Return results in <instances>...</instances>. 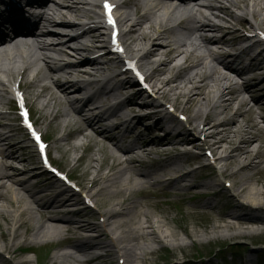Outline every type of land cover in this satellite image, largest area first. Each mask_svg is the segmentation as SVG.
Segmentation results:
<instances>
[{
	"label": "bare ground",
	"instance_id": "6f19581e",
	"mask_svg": "<svg viewBox=\"0 0 264 264\" xmlns=\"http://www.w3.org/2000/svg\"><path fill=\"white\" fill-rule=\"evenodd\" d=\"M50 1L56 5V0ZM102 1H110L113 4L118 3V0ZM171 1H178L179 6L172 4ZM249 1L223 0V3L227 5L225 9L237 8L249 11V7L246 6ZM252 1L254 2L252 6L253 15H264V0ZM88 4L87 0H61V6H58L61 11H57L63 18L60 27L66 30L79 28L72 25V22L67 18L71 16L77 18L90 17L91 13L94 14L95 12L86 10ZM129 4L130 7L127 11L119 17L120 24L129 29L127 33L122 35V40L127 35H131L133 44L143 46L145 43H150L151 47L145 51L144 48L134 50V59L142 65L149 59L153 60L149 64L153 65L154 68L152 71L147 70V78L150 82L152 81L153 88L158 95L164 96L169 92L177 96L178 99H185L187 104L196 103L201 105L189 120L195 124V130L199 134L205 135L208 140L213 141L210 146L217 157V162L224 163L222 175L231 180L232 188L235 190V195L225 197L227 211L219 206H213L209 202L203 204L201 209L203 211L207 210L204 211L205 214L211 217V221L217 222L213 229L218 231L219 238L233 239L253 235L264 225V184H262V190L260 191H253L247 184L256 180L254 179L255 171L256 174H264V131L260 130L258 124L254 122L249 121L245 128L241 125L240 118L245 113L241 112L240 109L234 111L233 105L241 94L248 93L247 88H241L232 79V76H239V72L234 71L219 53L215 56L206 47L209 42H216L219 46L218 51L221 52L226 43L233 44L227 41L226 38L232 37L233 42L238 40V36H236L238 31L234 26L244 25V23L239 22L238 24V22L225 19L228 29L212 26L209 24L210 17L203 11L208 9L201 8L191 12L189 11V4L184 0H128ZM10 8V17L18 18L22 14L20 8L14 6H10ZM185 15L186 17H184ZM10 17L8 18L11 19ZM175 21H179L176 24L177 28L182 27L184 30L189 31V35L185 39H173L172 33L176 28H171V25ZM44 23L47 26L44 37L56 40L57 36L49 28L53 25L50 19L44 18L41 25ZM38 27L35 34H37ZM82 29L84 30L83 37H90L92 44L74 50L76 54L79 51H93L99 45L97 41L99 36L94 35L96 32L93 28L82 25ZM226 30L227 32L219 40L216 38L207 40L201 34L203 32L207 34L223 33ZM261 30L264 31V20L261 23ZM192 36H198L199 38L194 37L193 39ZM39 38L30 36L28 39L0 42V68L3 67V61L10 62L11 65L7 70V74L12 77L14 76L16 58L19 57L23 61L31 59V66L26 67L23 71L25 74L49 58L46 52L60 57H67L68 53L62 48L64 46L70 47V43L78 41L75 36H67L64 37L66 43L65 41L62 43L56 42L47 46L38 41ZM30 43L32 48L29 45ZM126 50L132 52L131 46H127ZM24 52L28 54H24ZM248 55V50L241 52L235 57V62L241 66L240 72L248 71L252 73L251 81L254 84L252 88L255 90L253 92L254 95L260 97L256 99L254 95H251L250 99L264 113V81L258 83L255 74L263 67V63H258L255 66L245 65L244 58ZM206 58H210V62H207ZM211 63H214V66H211ZM77 64H87L88 67H92L96 65V61L82 60ZM45 67L46 71H40L32 84L33 86H39L41 89L36 98L45 100L42 105H44L45 110L48 109L49 116L65 119L74 117L80 124L79 129L81 132L92 130V135L89 136L90 147H99L101 156L92 159V162L96 163V167H92L95 173L88 180L91 189L96 188V191L90 190L88 193L92 199H95V203L99 208L97 215L103 219V225L91 224L84 218L82 222L78 223L68 220L66 215L72 211L70 208H72L71 203L75 201L74 196L68 195L66 191H55L51 183L41 179L30 185L31 171L25 168L23 170L14 169L11 164L7 163V160L26 162L22 157L17 156L16 151L19 150V144L12 145V137L0 132V221L5 225V228H3L0 224L1 264H14L20 256L22 243L26 241L32 240L40 244H48L53 241L62 242L89 231L98 234L95 238H78L70 247L73 253L57 254L51 260L56 261L55 264H63V262L94 264L97 259L87 258L88 254L95 247H103L108 251L106 261L112 264L116 259L113 256V249H117L129 264H137V262L150 264L147 257L154 255L153 245L164 246L163 244L170 240L181 241L178 238V232L171 229V225L176 222L175 219L170 218L168 212L152 204L153 192H149L150 188L171 187L180 192L183 198L191 195L194 189L208 190L211 195L220 198L226 193L206 184L195 183L191 185L189 184V178L192 172L187 173L176 168L174 161L182 154L174 155L173 152H178L179 149L185 146L189 148L194 145L191 143L194 142L195 138L191 137L190 132L173 136L170 130L165 129L163 138L153 137L152 140L145 141L139 135L129 145L124 146L121 144L122 138L108 135L111 132L109 128L95 131L91 121L81 120L85 108L75 107L74 102H68V109L50 112L53 105L61 102L62 98L58 97L51 87L44 85L45 81H52L51 75L55 71L50 66ZM76 69L75 66H66L65 70L67 71L62 69L59 72L68 76L71 75L67 73L70 72L69 70ZM175 69L178 70L176 74L174 73ZM94 71L98 72V70ZM59 72H55V74ZM79 74H86V72L80 71ZM178 75H183L181 85H173ZM24 79L23 76L19 84L20 89L26 87L25 81L27 79L25 81ZM125 86L126 83H123L120 91L127 90ZM55 88L62 95H67L70 89L80 91L77 92L78 94L85 90L80 82L75 84L66 82L63 85L56 83ZM102 97L104 104H107L109 100L116 97V93L111 90L103 94ZM136 97L131 98L130 102H136ZM92 102L93 99L89 97L84 106L92 105ZM248 104V102H242L243 106ZM97 110L98 106L90 107L89 112L94 113ZM121 110L122 108L116 107L112 112L119 117ZM224 114H226V117L221 119ZM260 119L264 121L263 114H260ZM93 121H97L99 124L108 122L102 113L94 114ZM130 121L122 120L121 124L116 127L117 130L126 129V138H130L133 132V129L129 127ZM161 128H164V126L162 127L156 122L148 132L154 134ZM99 138L101 139L99 140ZM256 143L261 145L253 152L251 148ZM222 144H227L228 147L222 150ZM159 148L163 149L161 151L162 160L153 162L150 168L147 167L143 156L136 155L137 160L135 161L123 159V155H135L138 152L150 156L153 151ZM149 149H151V152L147 153ZM220 150L223 151V156H219ZM108 160H112L110 165ZM234 167H236L235 170ZM105 168H107L106 172H104ZM10 171L11 173H9ZM18 175H27V179L24 181L17 180L16 176ZM165 175L170 179H164ZM103 182L106 185L102 186L101 183ZM42 187L44 190H42ZM142 192L149 194L142 201L135 200L134 195ZM98 196L104 197L105 200L99 203L96 200ZM150 209L154 210L156 218L153 217ZM203 211L195 209L194 212L187 215L191 217L202 214ZM85 212L86 210L82 209L76 212L75 215L83 217ZM217 212H219L218 215ZM255 212L260 213V215L256 216L253 214ZM134 215L138 219L137 221H135ZM176 224L179 225L177 230L180 233L186 237L191 236L187 226H183L178 222ZM180 245H177L179 249H181ZM6 256H9V258L6 259ZM79 257H84L85 260H81ZM176 258V253L171 254L165 264H183L175 262ZM153 264L160 263L156 261Z\"/></svg>",
	"mask_w": 264,
	"mask_h": 264
},
{
	"label": "rangeland",
	"instance_id": "374dc122",
	"mask_svg": "<svg viewBox=\"0 0 264 264\" xmlns=\"http://www.w3.org/2000/svg\"><path fill=\"white\" fill-rule=\"evenodd\" d=\"M262 18L264 19L263 16H262ZM129 39H130L129 37L126 39L127 43L130 42ZM74 60H76V59H74ZM260 74L262 76H264V73H260ZM240 82H242V81H240ZM243 82H245V81H243ZM179 84L180 83L178 82L177 85H179ZM28 90H27V95H28L29 103L31 106H33V108L36 111H38L41 106H39V105L35 106L34 105V98H35V95L39 92V88H31L29 91ZM248 94L249 95L246 98H248V97L250 98L251 95H254L253 90H249ZM254 96L256 99L260 97L259 95H254ZM162 98L165 101H167L168 103L176 105V107H178V109L180 111H182L184 114H186L188 117L192 116L194 114V112L199 107H201V105H197L196 103H193L190 105H185V100L183 98H179L178 100H173V99H175V95L173 93H168L167 96L162 97ZM246 98H245V100H246ZM70 99L74 100L73 97ZM251 101L249 102V105H247L246 107H244L242 109L243 112H247V113L243 117L240 118L241 125L245 128V127H247V123L249 121L254 122V123L258 124V128L260 130L264 131V124L260 123V120H261L260 114L264 115V113L261 112V110L259 109L258 106H254L255 103L251 102ZM78 105L79 104H76V106H78ZM65 107H66L65 104H63V103L59 104L57 102V104L53 105L52 108L54 111H58V110H62ZM250 107H252L251 110H250ZM185 108H186V110H184ZM237 108H238V103L236 102L233 105V110L235 111ZM187 111H188V113H187ZM40 116H41L40 113H35V119L37 120L38 125L40 126L42 131L44 133H46L48 140H50V144H51L52 152H53V157H54L57 165L63 171H69L70 174L73 176V178L76 179L78 181V183L82 186V188H84V189L88 188L89 189L90 185L88 183V180L95 173V171L92 169V167H96V163L92 162V159L95 157L101 156V153L99 152V147H97V146L96 147L95 146L90 147V143L88 142L87 139H84V140L79 139L78 143H80V145H83V146L86 145L87 150L85 151L83 148H75V147H73V142H72V140L75 139L74 135L71 137L73 139L70 138V140H69V138H68V140L66 142L57 141V139L59 138V136L61 134H63V132H65V133L68 132V130L64 131V129H65L64 125L65 124L62 123L61 119H57L56 121L51 123L50 117H48L45 121H43L40 118ZM225 117H226V114H224L221 119H224ZM5 122L6 121H4V123ZM146 125H147V123H145L144 125H139L137 127L135 133L133 134V136H135L139 133H143L144 130L146 129ZM131 126L132 127L135 126V123L132 122ZM94 128H95V130H97L99 128V126L96 125ZM190 129H192V128H190ZM113 133H114V135L117 134L115 132H113ZM122 133L123 132H120L116 136H121ZM193 133L195 135H197L196 131H193ZM143 134L145 135L144 137L146 138V140L149 141L151 136H146L147 135L146 133H143ZM16 138H17L16 139L17 142H19L21 140V137H16ZM199 138L202 139L203 137H199ZM16 140H14V141L16 142ZM196 141H197L196 142L197 146L200 147L201 145H203V143L200 139H198ZM212 142L213 141H211L209 143H212ZM24 145H27V144H24ZM260 145H261L260 143H256L251 148V150L254 151ZM221 147L223 150V148H227L228 145L222 144ZM207 149L211 150L208 146H205L201 152V154L203 156H205V150H207ZM222 150H220V153L223 152ZM160 151H162V149L156 150L155 153L158 154ZM169 151H171V149H169ZM29 152H32V151H29L26 149L23 152H21L24 154L25 159H28V162H29V164H27L28 166H26V164H19V163L14 164V166H18L19 168H27V169H32L34 166H36L35 162H33V164H31V161H33V160L32 159L29 160L31 157ZM194 152H196V150L189 149L190 156L185 155V156L178 157L174 161L176 168H179V169H182V170L188 171V172L193 171L191 177L189 178V181H193L191 183L206 184V185L211 186L217 190H223V189L225 190V185H226L225 182H227V181L230 182V181L225 180L221 176L220 172L215 173L214 171H210L208 168L203 167V164L206 162V160H204V161L203 160H197L194 163H191V155H193ZM179 153H181V151L173 152L174 155L175 154L180 155ZM80 158H81V161L77 164L76 162ZM160 159L161 158H159V156H154V155L146 157V160H147V162H149V164H150V162H153L156 160L161 161L162 159L161 160ZM111 163H112V160H108V164L110 165ZM196 166L201 167V169L196 170L197 169ZM106 171H107V168H105L104 172H106ZM35 173H36V171H35ZM256 173L257 172H255V178H254L256 180L251 182V183H248L247 186L250 189H252L253 191H260V190H262V184H264V174L263 173L256 174ZM21 178H23V177H20L19 179H21ZM259 181L261 183H257ZM32 182L34 183V181H32ZM101 185L102 186L106 185V183L103 182V183H101ZM93 190H95V188L92 189V191ZM162 191H171L170 193H171L172 197H170V199H169L170 201L173 202L175 200L176 201L180 200L179 198L176 197V195H175L176 192H174V190H162ZM224 192L227 194H224L222 196L223 200H220V198L213 197L208 190L205 191L203 189H200V190L194 189L192 191L191 195L194 196L195 198H191V199L187 198V199L183 200L182 202L178 201L180 203H178L175 206H172V205L164 206L165 208L162 210L168 212L170 214L169 215L170 218L175 219L176 222L180 223L183 226H187L192 237H196V239H201V240H204L206 238H209V239L215 238L216 239V238H219V233H218V231H215L213 229V226H215L217 224V222L211 221V217L209 215H206V216L194 215V216L188 217L187 214L190 213L191 209L202 207V205L205 204L206 202H210V203H213L215 205L224 206L226 195L230 196V195L235 194V190H231L230 192H228V191H224ZM196 196H199V197H197L199 199H196ZM200 196H204V198L200 197ZM134 198H135V200H137L136 198H138V195H136ZM138 199H140V198H138ZM79 200H80V204L82 205L83 201H82L81 197H79ZM97 200H100V203H101L105 200V198L104 197H98ZM184 211L187 214H185ZM150 212H152L153 217L156 218V214L154 213L153 209H151ZM94 213H96V212L91 211V214L88 213L87 219L89 221H92V222H99L98 219L92 218ZM134 219H135V221L138 220V219H136L135 215H134ZM176 222L171 225V229L176 230L179 234V230H177V227L179 225H177ZM0 224L2 225V227L4 226V228H5V225L2 222H0ZM178 238H181L180 234H179ZM261 241H264V237L253 238L250 236H246V237L233 238L232 240L230 239L226 243L232 245V247H236L237 245L245 246L251 242H261ZM231 250L232 249H230V247L228 249L222 248L220 252H218V251L216 252L215 257L209 255V251H210L209 249L202 250L199 252H195L196 251L195 249L188 248L187 250H184L183 253H185V254L187 253L188 259L194 260V261H195V259L199 258L198 255L203 254L207 258L210 257L209 259H207L206 262H204L202 264H207V263L208 264H223V263H229L230 261H233L236 263L239 261H242V262L244 261L247 263V261L249 259H251V261H254L255 259H257L256 255L251 254V253L249 254L247 252H244L243 257H232L230 254ZM238 250H241L243 252L242 249H238ZM176 252L179 256L183 255V253H180V251H176ZM57 254H62V251H53V252L50 251L48 253V256L46 257V259L40 258V262H39V260L37 261V258L35 256L24 257V259L30 260V262H31L30 264H55L56 261L51 260V259L54 256H56ZM155 259L156 258L153 257L151 264L153 262H155ZM180 259H182V257H180ZM18 261L19 262L22 261L21 257L18 259ZM63 264H71V263L63 262ZM99 264H101V263H99ZM137 264H141V263L137 262ZM261 264H264V258H263Z\"/></svg>",
	"mask_w": 264,
	"mask_h": 264
},
{
	"label": "snow or ice",
	"instance_id": "6c2138e0",
	"mask_svg": "<svg viewBox=\"0 0 264 264\" xmlns=\"http://www.w3.org/2000/svg\"><path fill=\"white\" fill-rule=\"evenodd\" d=\"M104 7H105V9H110L111 6L107 2H105ZM108 22L110 24H113V19H112V17H111L110 14L108 15ZM113 26H114V24H113ZM118 50H119V48H118ZM136 75L138 77L140 76V74L138 72L136 73ZM140 78L142 79V77H140ZM33 135L35 136V133H33ZM37 139H38V137H37ZM40 147H41V150H43L44 146L43 145H40Z\"/></svg>",
	"mask_w": 264,
	"mask_h": 264
}]
</instances>
